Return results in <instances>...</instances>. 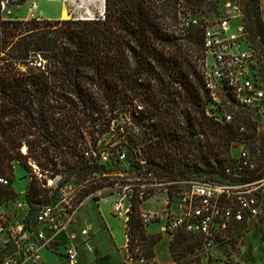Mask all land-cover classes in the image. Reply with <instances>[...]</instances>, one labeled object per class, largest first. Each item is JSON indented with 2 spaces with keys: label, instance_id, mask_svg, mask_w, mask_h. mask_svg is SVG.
Returning a JSON list of instances; mask_svg holds the SVG:
<instances>
[{
  "label": "trees",
  "instance_id": "16d2710c",
  "mask_svg": "<svg viewBox=\"0 0 264 264\" xmlns=\"http://www.w3.org/2000/svg\"><path fill=\"white\" fill-rule=\"evenodd\" d=\"M25 1L0 0V176L10 180L2 192L8 199L16 194L15 163L21 159L45 158L52 170L64 164L70 176L85 178L91 170L82 158L84 139L108 131L113 118H130L142 129L140 142L170 176L225 178L235 142H255L246 110L225 124L207 114L206 0H105L103 16L93 19L4 17V4ZM247 3L245 29L256 47L257 38L264 44L262 0ZM260 52L264 57V47ZM137 105L144 109L134 111ZM147 118L159 127L154 143H148ZM242 126L248 132L242 134ZM117 133L126 140L131 131L126 126ZM38 196L49 198L35 182L31 208ZM175 239L202 246L191 234Z\"/></svg>",
  "mask_w": 264,
  "mask_h": 264
},
{
  "label": "built area",
  "instance_id": "2783aa9c",
  "mask_svg": "<svg viewBox=\"0 0 264 264\" xmlns=\"http://www.w3.org/2000/svg\"><path fill=\"white\" fill-rule=\"evenodd\" d=\"M243 22L241 2L227 0L219 19L211 25L206 23L207 114L225 124L234 120L235 111L244 109L250 115L254 134L261 136L264 133V78L259 74L256 48L250 43ZM221 107L225 113L220 117ZM213 108L218 111H212ZM143 109V105L133 107L138 112ZM118 120L123 122L112 127ZM146 122L148 143H154L161 137L159 127L150 118ZM126 126L131 134L125 140L117 131L124 132ZM106 132L114 133L119 141H112L104 148L93 140L84 142L82 158L91 172L82 179L80 187L72 181L73 176L38 166L39 180L49 198L39 203L31 221L23 219L12 225L6 216L0 215V237L3 238L0 264H42V251L57 250L63 235L67 241L61 252L69 264H75L81 245L92 249V225L73 230L81 209L89 202L109 203L113 216L125 222L128 250L131 247L140 251L137 236L155 234L149 230L155 223L160 224L159 234H168L171 240L178 233L202 240L204 254L199 260L188 263L172 256L170 262L157 264H240L225 254L227 246L239 228L255 225L264 215V172L247 141L235 142L236 149L240 143L241 146L233 164L225 168V178L208 179L165 173L160 166L161 159L153 157L154 150L140 142L142 129L130 118H113ZM240 132L244 134L248 128L242 126ZM97 135L96 141L101 137ZM130 139L132 144H128ZM0 184L9 185L10 180L0 176ZM22 205L30 207L27 200ZM134 223L139 227L132 229ZM215 250L224 252L216 255ZM212 255L217 258L214 262H210Z\"/></svg>",
  "mask_w": 264,
  "mask_h": 264
},
{
  "label": "rangeland",
  "instance_id": "374dc122",
  "mask_svg": "<svg viewBox=\"0 0 264 264\" xmlns=\"http://www.w3.org/2000/svg\"><path fill=\"white\" fill-rule=\"evenodd\" d=\"M56 3V8L52 7L48 0H26L22 5L16 4L15 2H7L4 10V17L6 18H17V19H31L33 17L47 18L48 12L50 15L55 16L56 11L63 5L66 8V13L69 14L68 18L71 17H84V16H103L105 3L101 0H52ZM227 0H206L203 9L205 13L203 18L208 24H214L219 17L222 15L224 10V4ZM243 9V20L244 26L247 27L246 23V10L249 7L248 0H239ZM252 5V4H251ZM262 10L264 19V6L262 0ZM58 13V12H57ZM67 16V14H66ZM67 19V17H66ZM256 52L258 57V68L259 74L264 78V57L260 50L264 47V44L260 41V38L256 40ZM212 62V58H210ZM212 111H218L217 108L211 109ZM225 111L221 107L220 117ZM219 116V115H218ZM123 122L118 120L112 123V127H116L119 123ZM253 132V130H252ZM254 133V132H253ZM98 136V135H97ZM97 137L94 138L88 134L86 140L94 141L100 144L102 148L110 146L111 142H117L119 139L115 138V134L112 132H106L96 141ZM116 139V140H115ZM255 142L251 143V148L256 156L259 163L260 170L264 172V133L261 136L254 137ZM241 146V143L238 145ZM26 150L24 151V149ZM236 149V154L238 152ZM260 150V152H259ZM24 154L28 153V146L26 144L22 147ZM53 154H51L52 156ZM71 155V154H69ZM68 155V156H69ZM61 157L58 158L60 160ZM25 159H21L15 163L16 179L13 182V188L15 190V196L13 198H7L2 194L3 189H6L7 185H1L0 194H2V202L0 203V215H4L12 223L16 225L23 219H31L37 211L39 206L38 203L46 202L44 196L36 197L40 200L35 206H20L24 204L28 199V193L32 185L36 182L39 187H42V182L39 180L38 173L40 170L38 166L43 169L51 170L49 161L45 158L34 159L28 158L27 163ZM62 164V163H61ZM49 165V166H47ZM61 172L65 175L70 176L67 166L62 164L59 167ZM200 177H206V175L198 172L190 173ZM76 184L82 185V176L76 173L71 178ZM81 183V184H80ZM36 202V201H35ZM94 202H89L82 209V216L86 222L92 224L93 236L90 244L92 249H83L80 259L75 264H157V263H168L171 261L172 256H179L185 259L188 263L193 260H199L204 254L201 247H198L194 241H188L186 243H176L175 240H171L168 234H159L160 224H152L150 231L155 234H139L138 244L141 245L140 251L136 252L135 249L129 247V250L125 246V222L110 215L109 218H104L99 212L95 210L93 206ZM92 207V208H91ZM94 208V210H92ZM90 213H89V212ZM158 233V234H156ZM152 241L155 243L152 244ZM1 242V241H0ZM0 245V258L3 254ZM225 254L232 256L238 260L240 264H264V215L257 221V223L251 227L239 228L235 233L231 244L227 246ZM45 253V264H69L64 257H61L55 253L44 250ZM223 250H215L214 254H222ZM217 260L213 255L210 258V262Z\"/></svg>",
  "mask_w": 264,
  "mask_h": 264
},
{
  "label": "crops",
  "instance_id": "0c3cea01",
  "mask_svg": "<svg viewBox=\"0 0 264 264\" xmlns=\"http://www.w3.org/2000/svg\"><path fill=\"white\" fill-rule=\"evenodd\" d=\"M48 2H50V4L52 5V7L54 8H56V3H55V1H52V0H48ZM263 6H264V0H263ZM64 10L66 11V8L63 6V5H61L60 6V9L58 10V11H56V14L57 15H55V16H52V15H50V13L51 12H48L47 14H48V16H47V18L48 19H66V17H64ZM58 12V13H57ZM67 14V18L69 17V14L68 13H66ZM78 18H81V19H93L94 17H92V16H84V17H78ZM86 206V205H85ZM91 206H93L94 208H95V210L97 211V212H99L105 219L106 218H109L110 217V215L112 214V212H111V206H110V204L109 203H101L100 205H97V204H92ZM92 208V207H91ZM94 208L92 209V210H94ZM89 212V211H88ZM90 213V212H89ZM84 218H83V216H82V209H81V211H80V213H79V216H78V219H77V223L75 224V226L73 227V230H78L80 227H82V226H84V225H86V224H90V225H92L90 222H86L87 220H84L85 222L84 223H82V220H83ZM92 236H93V233H92ZM92 236H91V238H92ZM0 245L2 246L1 247V250H3V238L2 237H0ZM67 241V238L65 237V235H63L62 236V238H61V245L58 247V249L57 250H51V249H46V251H49V252H51V253H55V254H57V255H59V256H61V257H64L65 259H66V257L64 256V254L61 252L62 250H63V245L65 244V242ZM83 249H87V247L86 246H80V249H79V259H80V256H81V253H82V250ZM88 250V249H87ZM45 251L43 250L42 251V256H43V263L42 264H45V259H44V257H45ZM66 261H67V259H66ZM68 262V261H67Z\"/></svg>",
  "mask_w": 264,
  "mask_h": 264
},
{
  "label": "bare ground",
  "instance_id": "6f19581e",
  "mask_svg": "<svg viewBox=\"0 0 264 264\" xmlns=\"http://www.w3.org/2000/svg\"><path fill=\"white\" fill-rule=\"evenodd\" d=\"M101 1H102L103 4L105 3V0H101ZM64 17H67L65 11H64ZM25 150H26V148L24 149V151H25Z\"/></svg>",
  "mask_w": 264,
  "mask_h": 264
}]
</instances>
